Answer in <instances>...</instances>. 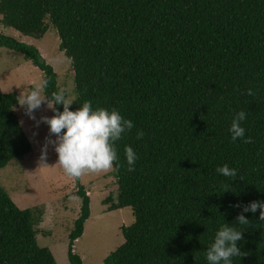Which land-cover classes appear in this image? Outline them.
Instances as JSON below:
<instances>
[{"label":"trees","instance_id":"1","mask_svg":"<svg viewBox=\"0 0 264 264\" xmlns=\"http://www.w3.org/2000/svg\"><path fill=\"white\" fill-rule=\"evenodd\" d=\"M0 15L4 29L35 39L51 25L57 30L74 73L72 111L91 101L93 110L115 109L134 124L114 145L118 193L110 207H130L134 221L122 227L124 242L105 264H208L206 252L224 224L244 233L238 247L245 255L232 264H264L260 210L243 212L264 202V0H0ZM4 33L0 48L42 72L50 100L60 90L52 64ZM17 97L0 88V170L33 151L15 113ZM240 111L252 143L231 140ZM127 146L138 157L131 172ZM225 164L235 178L216 171ZM79 186L71 264H83L73 246L90 216V197ZM241 213L250 226L238 224ZM35 225L0 186V264H57L38 244Z\"/></svg>","mask_w":264,"mask_h":264},{"label":"rangeland","instance_id":"2","mask_svg":"<svg viewBox=\"0 0 264 264\" xmlns=\"http://www.w3.org/2000/svg\"><path fill=\"white\" fill-rule=\"evenodd\" d=\"M1 18V15H0ZM0 30L6 35L35 46L58 75V86L66 97L75 101V83L70 78L74 73L69 58L59 48L57 30L51 25L42 39L24 36L10 28ZM44 82L42 72L22 54L0 48V88L6 93L27 95L37 85ZM42 95H45L43 92ZM26 108L15 109L20 125L28 137L33 151L24 158L9 163L0 170V186L9 194L18 208L29 210L34 225L39 230L37 236L41 247L49 248L57 264H71L68 259L70 233L81 214L82 200L77 195L80 186L91 194L90 216L85 222L83 235L74 243L73 252L78 254L83 264H105V260L124 242L122 227L130 226L133 211L130 207L110 210L116 203L118 185L112 169L108 172L87 173L80 178L65 174L57 164L55 146L48 144V166H40L42 150L49 136L47 124L36 123L42 117H51L47 102L34 113L35 121L25 115ZM55 140L56 137H50ZM94 194V196L92 195ZM112 197V201H103Z\"/></svg>","mask_w":264,"mask_h":264},{"label":"clouds","instance_id":"3","mask_svg":"<svg viewBox=\"0 0 264 264\" xmlns=\"http://www.w3.org/2000/svg\"><path fill=\"white\" fill-rule=\"evenodd\" d=\"M47 87V81L37 85L27 95L22 93L17 97V103L26 108L25 115L30 119H36L34 113L40 109L45 102L54 112L52 117H42L36 123L38 128L40 123L47 124L49 127V136L46 137L45 145L42 150L40 166H48L47 146L53 144L57 154L59 165L65 174L72 178H80L87 173L108 172L113 168L118 160L115 143L122 139V135L130 132L134 124L131 120L125 119L117 110L109 111L105 108L93 110L92 102L85 101L81 107L72 111L73 99L66 97L63 90L53 92L51 99L42 95ZM246 94L255 95L252 89H247ZM56 105H62L63 111H59ZM247 119V113L240 111L235 114L231 121L229 132L232 142L242 140L244 143H252V139L245 138V128L242 122ZM55 136L52 140L50 137ZM144 132H137V139H143ZM125 157L128 164V171L135 170V163L138 159L137 154L132 147L125 148ZM216 171L224 177L235 178L237 171L229 168L227 164L218 167ZM228 186L225 185L227 191ZM233 207L239 208L236 204ZM260 210L259 219L264 221V202L253 201L244 207L243 212L256 213ZM78 219V218H77ZM239 225H251V221L246 219L241 213L236 218ZM244 239V233L237 230L236 227L224 224L216 232L215 240L206 252L208 264H232V258L244 256L238 247V242Z\"/></svg>","mask_w":264,"mask_h":264},{"label":"crops","instance_id":"4","mask_svg":"<svg viewBox=\"0 0 264 264\" xmlns=\"http://www.w3.org/2000/svg\"><path fill=\"white\" fill-rule=\"evenodd\" d=\"M50 111H51V114H52V110L50 109ZM88 194L90 195L91 193L90 192H88ZM88 195V196H89ZM93 196H94V194H92ZM90 197V196H89ZM91 200V199H90ZM90 205H91V202H90Z\"/></svg>","mask_w":264,"mask_h":264}]
</instances>
